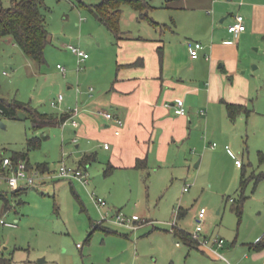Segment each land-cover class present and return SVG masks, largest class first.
Masks as SVG:
<instances>
[{"label":"rangeland","instance_id":"1","mask_svg":"<svg viewBox=\"0 0 264 264\" xmlns=\"http://www.w3.org/2000/svg\"><path fill=\"white\" fill-rule=\"evenodd\" d=\"M2 1L5 6L12 2ZM44 1L50 31L45 61L37 63L30 58L12 35L3 37L0 95L29 101L41 111L61 112L63 100L57 104L52 100L59 93L66 95L71 77L110 76L116 39L88 8L101 0ZM149 1L156 5L149 14L173 25L164 2ZM160 22L164 24V20ZM150 24L130 5H124L123 29L144 26L151 31L155 27ZM69 44L89 52L81 68ZM250 53L253 62L244 75L252 86L243 103L250 111L234 120L228 114L224 125L202 132L196 145H182V156L175 165L157 166L158 170L149 167L147 172L114 170L105 175L104 171L98 173L99 164L93 163L88 169V188L77 180L73 186L66 178L38 176L35 185L15 194L7 181L1 183L0 191L6 193L8 202L0 199V220H6L0 221V256L10 258V264H185L186 245L171 222L176 220L179 228L192 232L196 226L194 212L203 206L208 210L206 224L228 240L236 238L248 246L264 230V47L254 44ZM59 63L66 67V74ZM1 120L5 125L0 124V154L11 156L14 151L26 150L28 138L41 135L42 146L29 151L33 166L47 158L51 167L58 168L63 154L71 162L67 156L77 147L69 136L74 128L70 119L63 125L41 128H35L26 118ZM213 142L217 143L215 147L211 146ZM227 143L243 166L236 165L225 147ZM92 190L106 197L113 210L129 217L138 214V226L105 220L103 226L95 228L102 214ZM181 206L187 213L178 216ZM177 241L182 243L179 248L175 246Z\"/></svg>","mask_w":264,"mask_h":264},{"label":"crops","instance_id":"2","mask_svg":"<svg viewBox=\"0 0 264 264\" xmlns=\"http://www.w3.org/2000/svg\"><path fill=\"white\" fill-rule=\"evenodd\" d=\"M162 2L170 11L173 25L155 15L159 19L155 20H164V24L151 23L155 27L151 31L144 26L137 27L138 30H134L136 26L122 28L124 37L116 41L110 76L103 79L73 76L68 80L70 90L62 101L63 111L52 113L70 111L72 105L79 107L76 115L79 125H73V132L69 134L77 147L67 156L69 164L80 166L85 154H94L95 158L85 167L89 169L98 163L97 172L104 171L105 175L114 170L146 171L149 167L158 170L157 166L175 165L182 156V145H196L202 132L225 124L228 102H247L252 85L244 74L249 73L253 62L250 48L254 44L264 47V0ZM152 5L151 9H155L156 5ZM237 14L244 15L246 24V29L238 35L228 29ZM136 15L133 14L137 18ZM193 40L203 43L197 58L190 54L189 42ZM90 86L95 89L92 95ZM178 98L184 99L186 114L175 111ZM107 110L123 118L120 132H116V122L102 113ZM64 158L63 154L62 161H66ZM139 159L146 160V168L137 167ZM41 162L47 165L44 169L32 166L43 173L41 177L59 178L54 175L58 168L51 167L49 159L38 163ZM70 182L74 186L75 180ZM186 213L181 206L178 216ZM204 224L205 233L220 235L205 221ZM262 236L264 230L248 246L246 241L225 238V244L220 247L225 258L208 247L183 240L185 264H264V248L258 250L253 246ZM175 246L179 248L182 243L177 241Z\"/></svg>","mask_w":264,"mask_h":264},{"label":"trees","instance_id":"3","mask_svg":"<svg viewBox=\"0 0 264 264\" xmlns=\"http://www.w3.org/2000/svg\"><path fill=\"white\" fill-rule=\"evenodd\" d=\"M130 5L139 13V18L147 19L150 23L158 25L149 11L153 7L149 0H101L96 4L88 5V8L94 13L97 19L106 25V27L114 34L116 41L124 37V31L121 27V18L124 5ZM47 5L44 0H12L11 4L5 6L0 0V42L7 35H12L15 41L22 47L25 53L35 60L37 63L45 61V49L49 43L50 31L47 23ZM162 57V47H160ZM227 111L231 119H235L240 113L249 112L250 109L241 103H227ZM71 110L60 114L41 111L38 107L32 105L29 101H23L17 98L7 99L0 95V118L9 117L15 119L26 118L33 122L35 128L44 126H52L62 124L71 117ZM43 141L41 135H34L28 138L26 150L14 151L11 155L12 159L17 162L25 159L30 167L29 151L40 147ZM4 155L0 154V163ZM94 154H85L81 160L80 167L94 159ZM46 163L37 164L38 168L44 169ZM138 168H146V160L139 159ZM86 168V167H85ZM108 168L107 171L110 170ZM245 178L242 180L241 190L244 193ZM26 187H20L14 190L15 194L23 192ZM0 199L8 198L4 191H0ZM241 213L240 207H237ZM102 222H97L95 228L101 227ZM176 234L185 242L198 245V242L191 236L189 231L182 228L176 229ZM254 248L260 250L264 248V236L256 243ZM0 264H10V258L0 256Z\"/></svg>","mask_w":264,"mask_h":264},{"label":"built area","instance_id":"4","mask_svg":"<svg viewBox=\"0 0 264 264\" xmlns=\"http://www.w3.org/2000/svg\"><path fill=\"white\" fill-rule=\"evenodd\" d=\"M230 32L238 35L242 31L246 29L245 19L243 14H237L235 16V20L231 22L228 26ZM69 48L72 49L74 53L77 54L78 60L80 62V68L82 67V63L86 61L89 57V52L82 49L80 46H76L74 44H69ZM203 48V43L198 40H193L189 42V49L191 57L197 58L200 55V50ZM208 56V55H207ZM58 67L61 71L66 74V67L62 64H58ZM90 94H93L94 87L90 86L89 88ZM64 99V94L59 93L57 98L52 100V104H57L58 102ZM167 105H170L169 102H166ZM175 111L178 114H186L187 108L185 105V101L183 98L176 99L175 103ZM79 107L76 106L75 108L71 109V117L69 118L74 126L79 125V121L76 117L78 114ZM107 119H112L116 122L117 128L116 132H120L122 126L124 125V120L120 116L114 114L112 111L107 110L102 112ZM68 119V120H69ZM67 120V121H68ZM66 122V121H65ZM64 122V123H65ZM217 145L216 142H213L212 147ZM105 147H109V143L104 144ZM226 148L230 151V153L235 158V163L238 166L243 165L242 159L232 150L229 144L226 145ZM39 170L35 169L34 167H30L25 159H20L19 161L15 162L11 156L4 155L2 157V161L0 163V184L4 181L8 182V185L13 189H17L20 187H28L35 185L37 182L38 176H42ZM54 175L56 177L66 178L69 180H78L85 186H87L90 182V174L87 168L80 167L77 165H72L66 162L65 160L61 161L58 169L55 171ZM188 189V186H185V190ZM91 195L93 200L95 201L98 208L101 210L102 219L100 222H104L105 220H113L117 223L125 224L128 227L136 228L137 221L140 219L138 216L133 215L131 217L125 215L120 210H113V208L109 207L107 198L104 196L99 195L95 190L91 191ZM207 208L201 207L195 217H196V226L195 229L190 232L191 236L198 242L199 245H203L208 247L210 250L215 252L218 256L225 258V254L220 252V247H222L226 239L224 236L219 234H210L205 233V224L204 221L207 216ZM1 223H6L5 219L0 220ZM144 223V222H143ZM140 225V224H139ZM172 229L176 232L177 221L174 220L171 222Z\"/></svg>","mask_w":264,"mask_h":264},{"label":"water","instance_id":"5","mask_svg":"<svg viewBox=\"0 0 264 264\" xmlns=\"http://www.w3.org/2000/svg\"><path fill=\"white\" fill-rule=\"evenodd\" d=\"M0 124L3 125V126L5 125L3 120L0 121ZM196 165H198V163ZM43 260H45V259L44 258H40V261H43Z\"/></svg>","mask_w":264,"mask_h":264}]
</instances>
